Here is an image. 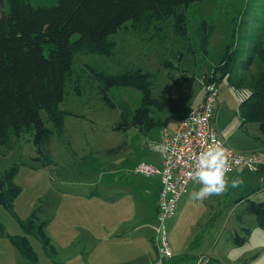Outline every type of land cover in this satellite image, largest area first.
Returning <instances> with one entry per match:
<instances>
[{"label": "rangeland", "instance_id": "374dc122", "mask_svg": "<svg viewBox=\"0 0 264 264\" xmlns=\"http://www.w3.org/2000/svg\"><path fill=\"white\" fill-rule=\"evenodd\" d=\"M30 2L52 5L56 0ZM248 2L206 0L190 4L188 36L181 43L166 39L159 47L122 29L109 37L116 42L112 55H75L73 67L82 89L77 94L68 87L59 104L68 114L64 132L54 134L48 145L52 163L42 166L35 159L30 134L21 136L13 149L0 156V175L18 164L13 181L20 187L12 205L14 215L0 206L4 229L0 235V264H27L6 235L22 234L18 220H26L32 214L37 221L46 222L44 230L55 250L44 249L36 236L28 235L38 264H164L166 259L158 262L155 248L158 222L151 215L145 217L150 212L138 185L154 186L155 175L134 174L132 168L139 161L151 163L156 159L157 138L164 130H172L180 116L202 100L203 73L220 57L232 27L236 30L235 42L241 33L249 35L246 39L264 33V0H256L257 6L247 16ZM241 8L245 14H237ZM3 12H7L6 0H0V15ZM246 18L249 23H240ZM203 20L206 24L213 20L216 27L208 47L210 55L200 48L197 29ZM164 31L172 34V19L165 22ZM238 53L237 66L246 50L238 49ZM86 65L111 73L130 65L149 71L154 78L152 97L160 99L164 95L161 109L151 107L156 125L146 134L136 127L126 131L113 129L119 110L104 103L99 82L92 78ZM249 70L254 73L255 65ZM116 93L132 109L142 96L140 91L127 87ZM243 94L231 87L226 78L220 81L214 124L234 150L264 155V136L257 123H243L239 115ZM125 172L131 174L128 180L122 178ZM226 176L229 181L240 178L243 183L221 196L199 202L191 200L190 195L201 185L194 189L189 186L174 211L162 221L172 256L187 255L180 264H199L200 256H208L204 264H264V227L257 225L255 217V204H264V165L238 168ZM145 218L150 223L143 227ZM243 227L249 229V235L245 242L236 244L234 234L242 235Z\"/></svg>", "mask_w": 264, "mask_h": 264}, {"label": "trees", "instance_id": "16d2710c", "mask_svg": "<svg viewBox=\"0 0 264 264\" xmlns=\"http://www.w3.org/2000/svg\"><path fill=\"white\" fill-rule=\"evenodd\" d=\"M200 1L206 0H56L52 5L6 0L7 12L0 15V156L13 149L21 136L30 134L35 159L42 166L50 165L49 142L54 134L64 132L68 114L59 104L68 87L77 94L82 89L73 67L75 55H112L116 42L109 37L122 29L141 35L159 47L166 39L184 42L188 36V7ZM254 2L249 0L247 16L257 6ZM241 13L245 14L242 8L237 14ZM169 19H172L171 35L164 31ZM233 22L237 24V19ZM249 22V18L240 20V23ZM215 28L213 20L208 24L203 20L197 29L200 48L206 55H210L208 47ZM243 35L235 42L236 30L232 27L229 42L211 69L203 73L202 82L203 85L215 82L218 86L226 78L231 87L244 93L238 104L239 115L243 123H257L264 136V33L249 39H246L248 34L245 38ZM241 48L242 52L246 50V55L237 66ZM251 65H255L254 73L249 70ZM86 66L92 78L99 82L104 103L119 110L113 129L126 131L136 127L146 134L156 125L151 107L161 109L164 95L160 99L152 97L154 78L149 71L130 65L111 73L94 65ZM122 87L141 92L135 108L117 95ZM46 122L51 125L47 126ZM17 170L18 164H14L0 175V206L13 215V201L20 192L13 181ZM255 213L257 225L264 227V204H255ZM34 217L32 214L26 220H18L22 234L6 235L27 264H38L28 235L36 236L44 249L55 251L44 230L46 222ZM3 232L0 223V235ZM248 235L249 229L243 227L242 235L234 234L235 243L242 244ZM186 256H172L164 264H179Z\"/></svg>", "mask_w": 264, "mask_h": 264}, {"label": "built area", "instance_id": "2783aa9c", "mask_svg": "<svg viewBox=\"0 0 264 264\" xmlns=\"http://www.w3.org/2000/svg\"><path fill=\"white\" fill-rule=\"evenodd\" d=\"M217 95L218 86L215 82L205 84L202 100L178 119L171 132L166 130L162 132L157 145L160 164L142 160L132 168L135 174L144 177L155 175L159 182L155 215L158 222L155 227L157 233L155 246L159 263L172 257L162 230V221L174 211L189 183L197 180L194 171L198 153L215 146L216 142L222 144L227 150L229 164L227 174L238 168L256 169L259 165H264V155L238 152L222 139L214 124L216 118L214 103ZM205 260L204 256H200L199 264H204Z\"/></svg>", "mask_w": 264, "mask_h": 264}, {"label": "clouds", "instance_id": "9594fccd", "mask_svg": "<svg viewBox=\"0 0 264 264\" xmlns=\"http://www.w3.org/2000/svg\"><path fill=\"white\" fill-rule=\"evenodd\" d=\"M228 170L227 150L219 142L198 153L194 175L201 187L190 195V199L199 202L208 197L221 196L229 188H238L243 180L236 178L229 181L226 176Z\"/></svg>", "mask_w": 264, "mask_h": 264}, {"label": "crops", "instance_id": "0c3cea01", "mask_svg": "<svg viewBox=\"0 0 264 264\" xmlns=\"http://www.w3.org/2000/svg\"><path fill=\"white\" fill-rule=\"evenodd\" d=\"M198 104V103H197ZM196 104V105H197ZM181 117V116H180ZM176 125V124H175ZM175 127V126H174ZM174 129V128H173ZM172 129V130H173ZM172 130H166V131H168V132H171ZM160 140H161V135L157 138V143L155 144V146H154V148L156 149V152L157 153H159L158 152V150H157V145H158V143L160 142ZM160 155H158L157 157H156V159H154V160H152L151 161V163H155V164H159V162H160V157H159ZM133 172V171H132ZM134 173V172H133ZM122 174V173H121ZM135 174V173H134ZM126 177V178H125ZM155 179H154V186H146V184L145 183H143V184H138V185H140L141 186V196L142 197H144L145 198V206H146V209L150 212L149 214H146V216L145 217H148V216H150L151 215V217L153 216V219H155V215H156V207H157V194H158V189H159V182H158V179H157V177L156 176H153ZM122 178H124L125 180H128L129 178H131V174L129 175V174H127L126 172L122 175ZM200 185V183H199V181L198 180H193V181H191L190 183H189V185H188V187L190 186V187H193V189L194 188H196V187H198ZM188 187H187V189H188ZM186 192H187V190H186ZM185 192V193H186ZM184 193V194H185ZM183 194V195H184ZM182 195V196H183ZM146 220H144L145 221V223L143 224V227H145V225H148L150 222L148 221V218H145ZM140 226V225H139ZM138 226V227H139ZM135 229V228H134ZM205 258L207 257L208 258V256H204ZM207 258H206V260H207ZM207 262H210L209 261V259H208V261ZM206 262V263H207ZM182 263V262H181ZM180 264V263H179Z\"/></svg>", "mask_w": 264, "mask_h": 264}]
</instances>
